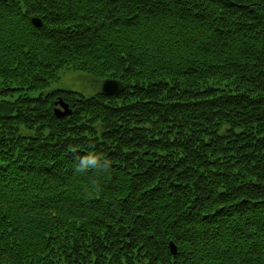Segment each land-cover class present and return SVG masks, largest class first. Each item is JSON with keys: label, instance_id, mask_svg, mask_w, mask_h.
I'll return each mask as SVG.
<instances>
[{"label": "trees", "instance_id": "16d2710c", "mask_svg": "<svg viewBox=\"0 0 264 264\" xmlns=\"http://www.w3.org/2000/svg\"><path fill=\"white\" fill-rule=\"evenodd\" d=\"M0 98V264H264V0H0Z\"/></svg>", "mask_w": 264, "mask_h": 264}, {"label": "rangeland", "instance_id": "374dc122", "mask_svg": "<svg viewBox=\"0 0 264 264\" xmlns=\"http://www.w3.org/2000/svg\"><path fill=\"white\" fill-rule=\"evenodd\" d=\"M100 81L85 73L67 71L61 74L60 80L53 83L48 90H63L74 92L86 97L95 96L101 91ZM32 96H37L32 93ZM1 100V98H0Z\"/></svg>", "mask_w": 264, "mask_h": 264}, {"label": "water", "instance_id": "95a60500", "mask_svg": "<svg viewBox=\"0 0 264 264\" xmlns=\"http://www.w3.org/2000/svg\"><path fill=\"white\" fill-rule=\"evenodd\" d=\"M32 23L37 28L43 26V22L38 18H33ZM123 91H124V85L116 80H110V79L105 80L101 86V94L107 97L118 95ZM57 106L58 107H56L54 111L57 117L61 118L71 114L72 110L70 109L69 105L66 102H64L62 99L58 101ZM170 248L172 254L176 255L178 252V247L174 243H171Z\"/></svg>", "mask_w": 264, "mask_h": 264}, {"label": "clouds", "instance_id": "9594fccd", "mask_svg": "<svg viewBox=\"0 0 264 264\" xmlns=\"http://www.w3.org/2000/svg\"><path fill=\"white\" fill-rule=\"evenodd\" d=\"M110 161L103 157L102 154L89 151L83 156H77L74 165L75 173H87L90 170H95L97 172H107L110 170Z\"/></svg>", "mask_w": 264, "mask_h": 264}]
</instances>
